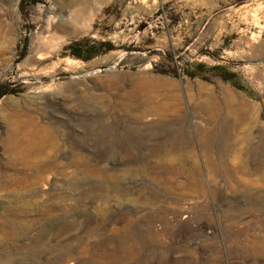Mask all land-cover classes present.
Returning <instances> with one entry per match:
<instances>
[{
  "label": "rangeland",
  "instance_id": "obj_1",
  "mask_svg": "<svg viewBox=\"0 0 264 264\" xmlns=\"http://www.w3.org/2000/svg\"><path fill=\"white\" fill-rule=\"evenodd\" d=\"M78 1L0 0V264H264V0H86L28 65Z\"/></svg>",
  "mask_w": 264,
  "mask_h": 264
},
{
  "label": "bare ground",
  "instance_id": "obj_2",
  "mask_svg": "<svg viewBox=\"0 0 264 264\" xmlns=\"http://www.w3.org/2000/svg\"><path fill=\"white\" fill-rule=\"evenodd\" d=\"M84 1H86V0H79L78 1V3H73V2H70V3H68V7H69V10L67 11V14L65 15V16H60L57 20L54 18H52V20L53 21H50V19L51 18H48L49 20L46 22V26H45V31L47 32V36H42L41 34H36L35 36H33V38L30 40V46H29V51H28V53H27V55H26V58H25V62H28V65L29 64H33L34 65V63H38V64H40V62L41 61H43L45 58H47L46 56L48 55V53H50V51H51V49H53V47H54V41H55V39H56V33L58 32V31H60L61 33H63V34H69V33H72V32H74V30H75V26H79V25H81V24H85L88 20H89V18H90V8H88L87 7V2H84ZM89 1V0H88ZM95 1V0H94ZM89 3V2H88ZM66 7H67V4H66ZM55 20V21H54ZM56 22V23H55ZM1 23V22H0ZM54 23V24H53ZM53 24V25H52ZM2 26V25H1ZM2 29V27H0V34H1V32L3 31V29ZM5 31V30H4ZM6 32V31H5ZM7 33V32H6ZM8 35V34H7ZM6 35V36H7ZM49 36V37H48ZM104 62L106 61V60H103ZM31 67V66H30ZM136 110V109H135ZM134 110V111H135ZM19 112V111H18ZM160 112V111H159ZM230 112V111H229ZM142 113V112H141ZM145 113V112H144ZM153 113V112H152ZM156 113V112H155ZM154 113V114H155ZM139 114V113H138ZM137 114V115H138ZM159 114H163L162 112L161 113H159ZM17 115V114H16ZM20 115V114H19ZM134 115V114H133ZM132 115V116H133ZM139 115H141V114H139ZM142 115H144L143 113H142ZM141 115V116H142ZM148 115V114H147ZM155 115H157V113L155 114ZM154 115V116H155ZM134 116H136V115H134ZM152 116H153V114H152ZM158 116V115H157ZM23 117V116H22ZM143 117V116H142ZM20 118V117H19ZM134 118H136V119H138L139 118V116H138V118L137 117H134ZM141 118V117H140ZM14 125H15V123H14ZM240 126H242L241 124H240ZM41 127V126H40ZM40 127L39 126H37V128L38 129H40ZM43 127V126H42ZM41 127V129H43ZM36 128V127H35ZM45 129V128H44ZM241 130H242V128H241ZM240 131V130H239ZM241 132V131H240ZM239 132V133H240ZM39 134V133H38ZM238 136V135H237ZM243 136V135H242ZM237 138H241L240 136L239 137H237ZM236 139V138H235ZM241 139H243V141H245L244 139H247L248 140V138H244V137H242ZM237 140V139H236ZM236 140H234V141H236ZM240 141V140H239ZM232 143H234V142H232ZM243 143H245V142H243ZM229 144V143H228ZM235 144V143H234ZM240 145H242V143H240ZM22 146V145H21ZM229 146H230V144H229ZM231 146H233V145H231ZM242 146H244V145H242ZM241 147V146H240ZM239 147V143L237 142V145H236V148H235V150H236V152H242V150H243V148L241 149ZM210 148V147H209ZM230 149V148H229ZM234 150V151H235ZM25 151V150H24ZM233 151V152H234ZM229 152V151H228ZM24 153V152H23ZM235 153V152H234ZM239 154L240 153H238V155L236 154H234L235 156H239ZM26 155V154H25ZM233 155V154H232ZM23 157H25L24 155L22 156V158ZM245 158V157H244ZM29 159V158H28ZM28 159H26V160H28ZM236 159V158H235ZM241 159V158H240ZM232 160V159H231ZM237 160V159H236ZM236 160H235V162H236ZM229 161V160H228ZM233 161V160H232ZM234 163V162H233ZM28 164V163H27ZM243 165H244V163H243ZM242 165V166H243ZM241 171V170H240ZM188 213V212H187ZM189 214V213H188ZM179 218V217H178ZM182 219L184 218V220H186L185 218H190V217H188V215H186L185 217H181ZM175 219H177V218H175ZM191 219V218H190ZM189 220V219H188ZM176 221V220H175ZM181 219L180 220H177V223L178 224H180L181 222ZM186 222V221H185ZM184 222V223H185ZM190 223V222H189ZM187 224V223H186ZM185 224V225H186ZM189 226H190V224H189Z\"/></svg>",
  "mask_w": 264,
  "mask_h": 264
},
{
  "label": "trees",
  "instance_id": "obj_3",
  "mask_svg": "<svg viewBox=\"0 0 264 264\" xmlns=\"http://www.w3.org/2000/svg\"><path fill=\"white\" fill-rule=\"evenodd\" d=\"M90 43H85V45H76V44H73L69 47L70 49V53L72 56L74 57H77V58H82L83 60H89V59H92L94 56H96L98 54V52H96L95 48H97L98 46H102L101 43H96V42H92V45H90ZM81 48L88 51V54L87 55H82L81 54ZM82 49V50H83ZM95 50V51H94Z\"/></svg>",
  "mask_w": 264,
  "mask_h": 264
}]
</instances>
